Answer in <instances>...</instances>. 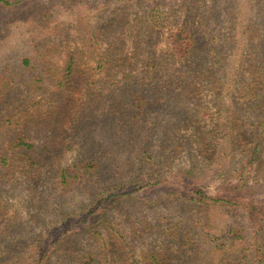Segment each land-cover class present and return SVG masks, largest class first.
<instances>
[{
  "label": "rangeland",
  "instance_id": "1",
  "mask_svg": "<svg viewBox=\"0 0 264 264\" xmlns=\"http://www.w3.org/2000/svg\"><path fill=\"white\" fill-rule=\"evenodd\" d=\"M263 120L264 0H0V264H264V217L166 185L264 199Z\"/></svg>",
  "mask_w": 264,
  "mask_h": 264
},
{
  "label": "trees",
  "instance_id": "2",
  "mask_svg": "<svg viewBox=\"0 0 264 264\" xmlns=\"http://www.w3.org/2000/svg\"><path fill=\"white\" fill-rule=\"evenodd\" d=\"M192 44H193L192 36H189L188 32L184 29H178L175 32H173L171 35L170 47L173 51V54L178 56L181 60H185L191 54ZM254 128H256L255 133L257 135L263 132L264 120L260 121L257 124V126L254 125ZM261 146L262 144L260 141L256 142V145L254 147V153L256 152L259 153L261 150ZM254 153L253 155H256ZM93 163H94L93 161H88V163L85 164L86 166H84L85 170L83 172L84 175H86L87 179H91V176L94 175V172H96L97 166L94 165ZM61 176H62L61 177L62 184L68 185L69 176H70L69 173L66 170H62ZM192 178L193 177H191L190 175L174 177L173 180L168 181V183H166V185L169 187V190H167L168 194L176 195L177 199H181V197H183L199 205L208 206L210 204L221 203V204H229L234 208L240 207L241 210L245 208L246 209V210L244 209L245 212H247L252 219H257V217L259 216L264 217V199L260 200L257 199L255 196L249 194V191L246 190V189L249 190V184L248 182H243L244 180L243 176H241L238 183L229 185V187L225 189V191H219L220 193H218L217 195L209 194L208 191H206L205 186H202V184L199 183H195V181L191 180ZM133 181H135V183L137 181L141 183L144 182V180L139 177H136L135 179L132 178L131 182ZM162 182H167V181H158L157 184L153 183L152 185H158ZM115 188H117L115 185L109 187V189L107 190V195H104V193H102L104 196H102V200H100L99 202V206H101L102 208L100 209V213L96 214L95 217L94 215L97 212V210H99V206L96 210L93 211L92 213L94 214L92 217L93 220L94 218L97 217L98 220H100L102 223H106L108 219L106 215L110 205L121 201L122 196H130V194H132V192L130 191L116 193L114 191ZM84 228L91 229L92 224H88L87 226L85 225ZM176 228L175 227L169 228V231H172L176 234L177 233ZM165 232L166 230L164 231V233Z\"/></svg>",
  "mask_w": 264,
  "mask_h": 264
}]
</instances>
